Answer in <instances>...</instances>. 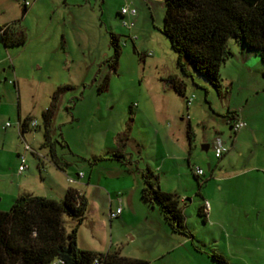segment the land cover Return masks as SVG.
<instances>
[{
	"label": "rangeland",
	"instance_id": "rangeland-1",
	"mask_svg": "<svg viewBox=\"0 0 264 264\" xmlns=\"http://www.w3.org/2000/svg\"><path fill=\"white\" fill-rule=\"evenodd\" d=\"M28 1L23 13L24 0H0V25L11 24L26 37L20 45L0 42V210H9L22 193L60 199L75 186L88 202L77 232L82 249L119 250L149 264H220L215 254L228 264H264L262 57L231 37L232 53L219 70V93L191 66L190 75L180 71L177 54L160 31L164 0ZM122 6L134 7L135 16H120ZM123 19L132 24L124 25ZM110 32L120 35L116 71L105 62L113 53ZM106 76L107 87L100 91ZM172 76L185 82V95L172 88ZM63 85L53 129L55 139L68 143L56 147L66 162L61 170L41 143L42 111ZM187 97L192 99L188 109ZM228 110L246 123L236 134L227 122ZM27 116L38 125L21 135L18 123ZM188 127L194 134L190 150L179 145ZM122 132L128 139L120 146ZM217 136L229 146L221 158L212 147ZM25 144L32 151H25ZM117 150L127 164L110 158ZM18 152L26 154L22 173ZM229 154L233 164L224 160ZM98 156L106 159L95 161ZM146 167L154 170L161 189L178 195L188 235L172 231L159 204L141 197ZM197 167L204 170L199 179ZM123 184L129 189L116 191ZM204 202L205 220L197 212ZM110 203L113 210L122 207L112 220ZM62 219L70 231L75 220Z\"/></svg>",
	"mask_w": 264,
	"mask_h": 264
},
{
	"label": "trees",
	"instance_id": "trees-1",
	"mask_svg": "<svg viewBox=\"0 0 264 264\" xmlns=\"http://www.w3.org/2000/svg\"><path fill=\"white\" fill-rule=\"evenodd\" d=\"M165 13L160 31L169 39L177 54V65L183 74L190 75L188 65L204 76L220 93V66L231 55L228 40L232 37L242 49L259 54L264 60V0H164ZM27 6L23 4V13ZM119 15L121 13L119 12ZM123 17V16H122ZM24 31L11 24L0 25V42L5 47L25 43ZM112 55L105 60L117 70L121 54L120 35L110 32ZM109 77L100 83V91L106 89ZM172 88L185 95L186 84L172 76L168 78ZM67 85L57 87L49 105L42 111L44 124L41 147L47 148L51 162L64 170L66 162L57 155V144L68 146L64 140L53 137L54 117L61 92ZM230 127L236 119V111L226 112ZM29 116L19 120L22 135L32 126ZM38 125V124H37ZM32 126V127H36ZM190 140L194 134L187 129ZM236 133V132H235ZM128 139V133L117 136L120 146ZM222 157V156H221ZM220 157V158H221ZM110 158L128 163L125 154L113 152ZM106 159L98 156L94 160ZM212 170V168H210ZM195 173V169H194ZM143 186L141 197L148 204H159L161 212L171 230L189 234L178 195L161 189L154 170H141ZM197 179L201 175L194 174ZM88 210L83 192L68 187L60 199L42 195L22 193L16 197L9 210H0V264H149L148 260L127 257L119 250L96 252L77 245L78 228ZM198 215L207 217L206 202L198 207ZM63 215L75 220L70 231L63 225ZM220 264H228L220 255H214Z\"/></svg>",
	"mask_w": 264,
	"mask_h": 264
},
{
	"label": "built area",
	"instance_id": "built-area-1",
	"mask_svg": "<svg viewBox=\"0 0 264 264\" xmlns=\"http://www.w3.org/2000/svg\"><path fill=\"white\" fill-rule=\"evenodd\" d=\"M28 4H29V1L24 0V5L27 6ZM120 13L123 17H125V16L133 17L136 14V9L134 7L123 6L120 10ZM123 24L130 26V24H132V23H129V21L127 19H123ZM10 82L14 83L13 81H10ZM191 100H192L191 98H188V97L186 98L187 107H189V105L191 104V102H192ZM10 125H11V123H9V122H7L5 124V126H10ZM18 125H19V123H18ZM31 125L32 126L37 125V121L33 120L31 122ZM245 125H246L245 121L237 119L233 122L232 129L234 132H237L238 130L243 128ZM212 147L214 149V153H215L216 158H220L224 153H226L229 150V146L225 143V141L220 136H217L214 139V141L212 143ZM24 149H25V151H32V148L29 144H25ZM19 158H20V165H19L18 169L20 172H23L28 167V165L26 163V155L25 154H19ZM195 173L197 175H203L204 171L201 167H197L195 169ZM78 176L79 177L83 176V173L82 172L78 173ZM68 181L72 183L75 181V179L72 177H68ZM206 206H207V204H206ZM121 211H122L121 206L117 207L115 210L110 209L109 213H108L109 219L112 220L113 218L118 217L120 215Z\"/></svg>",
	"mask_w": 264,
	"mask_h": 264
},
{
	"label": "crops",
	"instance_id": "crops-1",
	"mask_svg": "<svg viewBox=\"0 0 264 264\" xmlns=\"http://www.w3.org/2000/svg\"><path fill=\"white\" fill-rule=\"evenodd\" d=\"M123 7V6H122ZM0 104H1V101H0ZM187 107V106H186ZM189 107H187V109H188ZM143 109L142 108H140V109H138V113H140V112H143L142 111ZM182 119V118H181ZM236 119H240V120H243V118H241V116L238 114V113H236ZM231 129H232V127H230ZM233 130V129H232ZM234 132V131H233ZM234 134H236L235 132H234ZM183 135H184V140L179 144L180 145V147L182 148V149H184L185 147L188 149L189 148V150H190V148H191V145H192V141L190 140V138H189V136H188V132H187V130L183 133ZM182 145H183V147H182ZM206 145H208V144H205V145H203V147L205 148V146ZM208 147H209V145H208ZM188 150V151H189ZM239 154L238 155H242V152H238ZM19 154H25V152H18V156H19ZM26 155V154H25ZM225 162H228V163H231V164H233L234 163V158H233V156L231 155V154H229L228 156H226L225 157ZM249 163H251L250 161H249ZM19 165H20V163H19ZM19 167V166H18ZM208 167L209 168H212V170H213V166L209 163L208 164ZM250 166H247V168H249ZM254 167V166H253ZM264 167V166H263ZM246 168V169H247ZM211 170V171H212ZM204 171V170H203ZM18 172L19 173H22V172H20L19 171V169H18ZM80 173V172H79ZM77 176H78V173H77ZM84 177V174H83V176H81V177H79L78 176V178H83ZM91 178H92V173L90 174V176H89V181H91ZM112 180H114V179H112ZM67 181H68V178H67ZM69 182V181H68ZM114 182H116V181H111V182H109V184L110 185H114V186H116V183H114ZM102 185V176H100L99 178H98V187H100ZM124 185V184H123ZM130 185H132V184H130ZM132 186H134V185H132ZM73 187V186H72ZM116 187H118V186H116ZM121 186H119V188H116L117 190L116 191H123L124 189H129V187L127 186H122L121 188H120ZM74 188H76L75 186H74ZM76 189H78L79 191H80V189L79 188H76ZM130 189H131V186H130ZM107 191H109V188H108V190ZM165 191H167V190H165ZM170 192V191H169ZM117 200H119V201H121V198L119 197V195L117 196ZM119 206H121V205H118L117 207H119ZM110 209H112L113 210V208L111 207V203H110V208H109V210Z\"/></svg>",
	"mask_w": 264,
	"mask_h": 264
},
{
	"label": "water",
	"instance_id": "water-1",
	"mask_svg": "<svg viewBox=\"0 0 264 264\" xmlns=\"http://www.w3.org/2000/svg\"><path fill=\"white\" fill-rule=\"evenodd\" d=\"M207 148H208V145L205 146V149H207Z\"/></svg>",
	"mask_w": 264,
	"mask_h": 264
}]
</instances>
